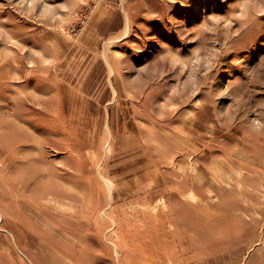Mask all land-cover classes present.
I'll list each match as a JSON object with an SVG mask.
<instances>
[{
  "label": "rangeland",
  "instance_id": "1",
  "mask_svg": "<svg viewBox=\"0 0 264 264\" xmlns=\"http://www.w3.org/2000/svg\"><path fill=\"white\" fill-rule=\"evenodd\" d=\"M0 264H264V0H0Z\"/></svg>",
  "mask_w": 264,
  "mask_h": 264
},
{
  "label": "bare ground",
  "instance_id": "2",
  "mask_svg": "<svg viewBox=\"0 0 264 264\" xmlns=\"http://www.w3.org/2000/svg\"><path fill=\"white\" fill-rule=\"evenodd\" d=\"M257 5V4H256ZM257 8V7H256ZM245 15H246V13H245ZM238 20V19H237ZM251 22V21H250ZM249 22V20H248V24L250 23ZM235 23V22H234ZM243 24V23H242ZM231 25V24H230ZM238 25V24H237ZM244 26V25H243ZM240 27V26H239ZM244 31V30H243ZM239 33H241V32H239ZM242 34V33H241ZM242 35H244V33L242 34ZM21 133V132H20ZM24 133V132H23ZM23 133H21V135H19L18 136V138L17 137H15V138H17V139H19V140H22L23 142L25 141V140H27L28 139V135H26V134H23ZM25 152H27V150L29 149V146L27 145H24L23 146V148H22ZM11 151H12V149H10ZM10 153V152H9ZM29 158V156L27 155V154H25V156L23 157V158ZM24 164V163H23ZM13 165V164H12ZM18 166V165H17ZM15 167V166H14ZM30 172V171H29ZM34 172V171H33ZM34 174H36V173H34ZM38 174H40V173H37V175ZM27 175V174H26ZM33 176V175H32ZM40 177V176H39ZM44 177V176H43ZM34 178V177H33ZM28 180V179H27ZM31 180V179H30ZM36 180V179H35ZM42 180V179H41ZM23 181V180H22ZM24 181H25V183H26V180H25V177H24ZM29 181V180H28ZM37 181V180H36ZM35 181V182H36ZM45 181V180H44ZM21 182V181H20ZM30 182V181H29ZM29 182H27V183H29ZM23 183V182H22ZM45 183V182H44ZM23 185V184H22ZM43 187V186H42ZM46 187V186H45ZM22 188V187H21ZM7 189V188H6ZM8 190V189H7ZM19 190V189H18ZM29 190V189H28ZM34 191V190H33ZM43 195V194H42ZM54 197V196H53ZM58 197H61L60 195H58ZM15 198V197H14ZM49 200V199H48ZM52 200V199H51ZM78 202V201H77ZM73 204H75V203H73Z\"/></svg>",
  "mask_w": 264,
  "mask_h": 264
},
{
  "label": "crops",
  "instance_id": "3",
  "mask_svg": "<svg viewBox=\"0 0 264 264\" xmlns=\"http://www.w3.org/2000/svg\"><path fill=\"white\" fill-rule=\"evenodd\" d=\"M97 13H99V14H103V8H102V6H99V7L97 8ZM102 16H103V15L98 16V18H101ZM102 18H104V17H102ZM104 20H105V19H102V20L100 21V23H102Z\"/></svg>",
  "mask_w": 264,
  "mask_h": 264
}]
</instances>
